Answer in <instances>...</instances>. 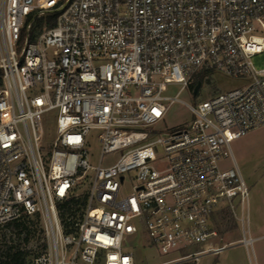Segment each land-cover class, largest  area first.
I'll return each instance as SVG.
<instances>
[{
    "label": "built area",
    "instance_id": "built-area-1",
    "mask_svg": "<svg viewBox=\"0 0 264 264\" xmlns=\"http://www.w3.org/2000/svg\"><path fill=\"white\" fill-rule=\"evenodd\" d=\"M263 52L264 0H0V227L43 220L49 246L32 264L254 254L231 144L264 126V69L251 61ZM213 73L242 83L179 100ZM176 102L191 119L162 133ZM225 212L242 237L220 245Z\"/></svg>",
    "mask_w": 264,
    "mask_h": 264
},
{
    "label": "rangeland",
    "instance_id": "rangeland-1",
    "mask_svg": "<svg viewBox=\"0 0 264 264\" xmlns=\"http://www.w3.org/2000/svg\"><path fill=\"white\" fill-rule=\"evenodd\" d=\"M252 64L258 70L264 69V52L255 55L252 59ZM238 79L228 78L219 73H213L203 82L202 87L195 97L190 90L181 91L178 95L179 100L186 103L194 104L207 100L211 95L219 91H225L241 85ZM181 89L180 85H171L168 87L167 94L175 96ZM191 119L189 109L180 102L174 103L170 111L160 126L162 133L178 130ZM45 129L50 138L56 134V112H50L44 120ZM233 155L240 167V170L250 188V196L254 191V184L264 180V126L249 132L231 144ZM118 156H107L103 159V165H110ZM224 168L231 166L230 158H224L220 162ZM264 183V182H263ZM262 183V184H263ZM261 183L259 185L263 186ZM261 188V187H260ZM125 193H131L129 184H126ZM27 229L22 233L12 235L11 232H16L14 226L0 227V258L13 253L17 248L28 252L27 259L32 260L44 253L49 246V240L44 228V222L40 217H33L26 220ZM217 226L220 236L217 243L229 244L232 241H237L242 237V225L230 214L223 213L217 219ZM252 236H263L264 231L256 228L254 221L251 224ZM5 236L7 238L5 239ZM11 238V239H10ZM6 240V241H5ZM9 240H12L11 242ZM8 242V243H7ZM254 249L259 264L264 263V238L254 243ZM242 251L244 254H242ZM134 255L137 264H158L164 259L157 253L151 250H136ZM244 255L246 264H250L246 248L242 246L230 247L219 256H205L199 264H230L237 258L240 260Z\"/></svg>",
    "mask_w": 264,
    "mask_h": 264
},
{
    "label": "crops",
    "instance_id": "crops-1",
    "mask_svg": "<svg viewBox=\"0 0 264 264\" xmlns=\"http://www.w3.org/2000/svg\"><path fill=\"white\" fill-rule=\"evenodd\" d=\"M263 182L258 181L257 183L254 184L253 187L254 191L253 194H251L250 196L248 220H249L251 234H252V228H251L252 220L254 221L257 229L264 231V183ZM260 183L261 184L263 183L262 184L263 186H260L261 188L259 187ZM256 238H257L256 241H259L260 239L264 238V235L257 236ZM246 253L248 255L250 264H259L255 253V249H254V254L250 255L247 250ZM242 254H244L243 251ZM230 264H246L244 255L240 260L237 258L236 260L232 261Z\"/></svg>",
    "mask_w": 264,
    "mask_h": 264
},
{
    "label": "trees",
    "instance_id": "trees-1",
    "mask_svg": "<svg viewBox=\"0 0 264 264\" xmlns=\"http://www.w3.org/2000/svg\"><path fill=\"white\" fill-rule=\"evenodd\" d=\"M27 219L14 222L11 224H8L7 226H14L16 229V232H11V234L16 235V234H21L23 230L27 229L25 223ZM7 236H5V239ZM11 239V238H10ZM6 241V240H5ZM10 242L12 240H9ZM8 243V242H7ZM28 257V252L26 250H21L17 248L13 253H9L8 255L1 257L0 258V264H32L31 261L27 259Z\"/></svg>",
    "mask_w": 264,
    "mask_h": 264
},
{
    "label": "water",
    "instance_id": "water-1",
    "mask_svg": "<svg viewBox=\"0 0 264 264\" xmlns=\"http://www.w3.org/2000/svg\"><path fill=\"white\" fill-rule=\"evenodd\" d=\"M201 88V83H198L195 90H194V95L196 96L199 92V89Z\"/></svg>",
    "mask_w": 264,
    "mask_h": 264
}]
</instances>
